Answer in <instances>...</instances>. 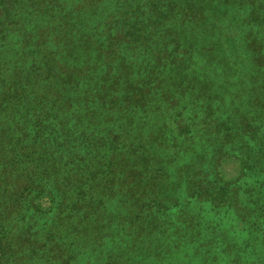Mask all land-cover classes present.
<instances>
[{"label": "trees", "instance_id": "trees-1", "mask_svg": "<svg viewBox=\"0 0 264 264\" xmlns=\"http://www.w3.org/2000/svg\"><path fill=\"white\" fill-rule=\"evenodd\" d=\"M218 248L264 264V0H0V264Z\"/></svg>", "mask_w": 264, "mask_h": 264}, {"label": "rangeland", "instance_id": "rangeland-1", "mask_svg": "<svg viewBox=\"0 0 264 264\" xmlns=\"http://www.w3.org/2000/svg\"><path fill=\"white\" fill-rule=\"evenodd\" d=\"M216 171H217L218 177L222 178L223 180L234 181L237 178V176L239 175V173H240V167L238 165V162L234 158H232V157H222L218 161V165H217V170ZM230 231L232 232V231H235V230L231 229ZM219 252H222V251L218 248L217 249V253L214 254L216 256V258H217V263L216 264H233L232 263V261H233L232 258H234L235 255H233L230 252V254H228V257H227V254H223L220 257V253ZM219 261H221V262L219 263ZM209 263L210 262H208L207 264H209ZM141 264H144V263H141Z\"/></svg>", "mask_w": 264, "mask_h": 264}]
</instances>
